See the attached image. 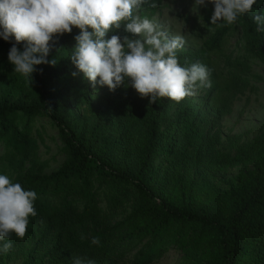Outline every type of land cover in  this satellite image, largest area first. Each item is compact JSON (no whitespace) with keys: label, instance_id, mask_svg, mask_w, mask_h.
Wrapping results in <instances>:
<instances>
[{"label":"trees","instance_id":"16d2710c","mask_svg":"<svg viewBox=\"0 0 264 264\" xmlns=\"http://www.w3.org/2000/svg\"><path fill=\"white\" fill-rule=\"evenodd\" d=\"M163 7L164 0H149L139 14L153 16ZM255 27L245 15L217 26L199 50L178 51L182 65L200 62L212 70V86L179 104L133 98L124 86L94 101L93 83L70 58L78 28L56 38L49 59L57 63L38 66L43 72L34 73L33 84L13 71L12 44L0 39V172L37 193L38 212L25 239L11 237L13 248L0 254V264L21 255L24 264H72L74 257L153 264L171 248L183 254V264H264V135L232 154L218 149L220 132L213 134L250 72L247 62L229 59L234 77L221 74L214 56L239 28L249 57L264 64V32ZM112 35L131 34L122 24L106 38ZM40 116L56 124L64 144L65 162L51 175L32 139ZM236 167L243 171L220 181L211 173ZM126 204L130 214L117 221Z\"/></svg>","mask_w":264,"mask_h":264},{"label":"clouds","instance_id":"9594fccd","mask_svg":"<svg viewBox=\"0 0 264 264\" xmlns=\"http://www.w3.org/2000/svg\"><path fill=\"white\" fill-rule=\"evenodd\" d=\"M148 2L0 0V39L12 44L8 61L13 71L33 84L34 73L43 72L38 66L56 65L55 57L49 59L56 38L78 28L80 34L75 36L76 45L70 58L94 86H106L113 92L121 86H130L141 97H150V103L168 98L179 104L212 86V70L200 62L180 63L177 53L185 45L184 37L170 38L162 31L153 18L159 12L141 16V8ZM195 3L198 7L214 6L210 27L232 26L250 14L255 31L264 32V14H258L264 0H195ZM122 24L124 32L131 35L106 38ZM36 199L34 190H26L0 172V254L12 250L13 235L25 238L30 218L38 215ZM91 242L100 243L95 237ZM72 264H94V261L74 257Z\"/></svg>","mask_w":264,"mask_h":264},{"label":"rangeland","instance_id":"374dc122","mask_svg":"<svg viewBox=\"0 0 264 264\" xmlns=\"http://www.w3.org/2000/svg\"><path fill=\"white\" fill-rule=\"evenodd\" d=\"M214 6L208 4L206 7H198L195 0H165L163 9L153 18L160 25L170 38L183 36L184 50H199L204 42L209 40L215 32L217 26H211L207 22V17H211ZM215 68L221 74L234 77V72L227 65L229 59H241L250 66V72L243 77V92L232 102L230 112L225 115L219 126L213 130V134L220 132V144L218 149L226 153L235 154L237 147L243 143H248L264 135V64L258 59H252L247 54V47L242 39L241 31L237 28L232 35L228 36L222 49L214 56ZM207 88V87H206ZM133 98L140 97L138 92L129 86ZM110 90L98 84L91 86V96L94 101L99 96H104ZM202 89L195 96L203 95ZM81 113V110H78ZM217 114V113H215ZM214 117L209 118L212 121ZM32 139L37 146V157L47 167L44 174L51 175L61 169L65 162L63 153L64 144L59 135V129L49 118L40 116L35 119ZM3 149L0 148V156ZM252 170L250 168L246 171ZM243 171L242 167L227 169L224 172H211L213 177L220 180L231 178ZM106 190L100 191V204L104 210L107 209L105 196ZM131 212V205L126 204L119 211L117 221L125 219ZM25 239V238H24ZM23 255L16 262L10 264H24ZM183 254L176 248H171L165 256L153 264H183ZM191 264H202L195 261Z\"/></svg>","mask_w":264,"mask_h":264}]
</instances>
